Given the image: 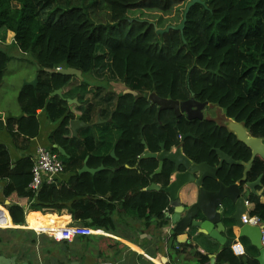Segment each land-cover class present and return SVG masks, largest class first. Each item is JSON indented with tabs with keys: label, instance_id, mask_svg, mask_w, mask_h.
<instances>
[{
	"label": "trees",
	"instance_id": "obj_1",
	"mask_svg": "<svg viewBox=\"0 0 264 264\" xmlns=\"http://www.w3.org/2000/svg\"><path fill=\"white\" fill-rule=\"evenodd\" d=\"M99 1L109 14L104 23H96L87 7L80 5H47L49 14L44 15L47 7L38 5L37 0H0V41L13 32V44L23 54L32 55L38 66V84L26 86L18 97L23 115L7 119L5 125L0 119V129L14 137L36 138L40 132L36 114L43 110L48 120L61 121L50 136L52 146L65 151L72 147L76 152L71 121H98L94 120L99 109L95 98L102 87L85 85L77 76L59 73V68H74L83 77L92 74L93 78L120 83L137 92L136 96H113L115 103L108 121L95 125L103 129L102 134L84 138L82 161L89 157L90 168L104 166L95 174H80L84 164L77 166L78 158L71 155L62 160L68 180L57 179L32 193L28 185L33 161L24 158L13 162L7 147L0 144L3 195L6 199L16 195L27 200L26 205L8 207L13 225H24L29 209L41 213L67 210L75 223L107 233L116 232L117 213L146 223L155 220L163 226L165 214L172 211L171 196L165 189L172 183L176 167L165 160L161 172L154 174L159 159L140 160L146 149L161 153L162 144L166 152L181 147L196 164L218 167L216 149L238 161V165L224 163L216 180H205L204 186L210 191L218 190L220 183L230 186L242 180L244 164L252 157L245 143L215 120L177 116L172 109L160 111L154 95L177 102L194 97L198 102L217 105L226 119L242 123L250 136L264 142V0H201L205 5L196 4L189 10L183 31L172 28L163 34L157 30L181 24L190 0ZM11 59L0 49V87ZM69 87L79 88L81 105L73 106L80 112L78 117L67 101L52 96L54 91ZM183 135L191 136L183 141ZM108 144L116 157L100 151ZM57 147L51 149L62 159ZM260 176L257 191L264 189V160L257 157L247 181ZM153 183L160 189L147 190ZM249 202L254 205L249 216L264 223L261 197L251 195ZM49 214V220L43 215L35 217L37 223L31 228L46 232L64 226L65 217ZM8 216L0 207V224H6ZM225 221L234 225L229 217ZM16 231L0 229V244L11 242ZM195 231L190 230L194 239L208 236ZM217 264L258 262L243 261L231 247H223Z\"/></svg>",
	"mask_w": 264,
	"mask_h": 264
},
{
	"label": "crops",
	"instance_id": "obj_2",
	"mask_svg": "<svg viewBox=\"0 0 264 264\" xmlns=\"http://www.w3.org/2000/svg\"><path fill=\"white\" fill-rule=\"evenodd\" d=\"M12 39L14 40V33L8 32L5 40L6 44H13ZM14 75L15 76L8 81L5 72L0 87V119L4 125L7 122V119L20 118L23 115L18 102L19 94L26 86H29V84L38 77V71H35L32 74L23 73L20 75ZM81 81L83 82V80ZM112 84H114V86L119 85V87L115 88L113 86L109 91H106V88L102 87L98 97L95 98L99 109L97 114H95L94 120L101 122L91 123L88 124L89 127H80L77 130V136L75 137L73 135V144L76 145V152H74L75 148L72 147L66 151L63 149L65 154L63 155L65 158L64 160L73 155L78 158L77 166H79V163L81 164V167L84 164L86 159L85 158L82 161L84 154V138L95 133L99 136L102 134L103 129L95 127V125L97 123L98 125L104 124L108 121L115 103V99L112 97L116 96L117 93H123L126 90V88L120 83L116 84L112 82L110 85ZM5 86V90L2 91ZM92 86H94V84L90 87ZM62 94L64 98L77 101L76 103L69 105L76 116H80V112L73 107L81 105L79 102L80 97H78L80 96L79 88L69 87L62 90ZM36 117L40 123V132L36 138L28 140L21 135L14 137L6 129H0V144L7 147L13 162L24 158H31L33 161L38 146H44L47 148L57 147V145L52 146L50 136L59 127L61 121L57 123L48 120L46 113L43 110H38ZM110 146L111 145L108 144L102 147L100 151L102 153H111L113 149H111ZM175 175L176 173L172 177V181L175 180ZM68 178L69 176L63 173L57 179L63 181L68 180ZM3 187L4 182L0 181V207H2L9 216L6 224H0V229H17L19 231H16L17 234L11 237V242L5 241L3 244H0V256H5L10 259L14 257L15 264H217L218 254L223 247H231L221 245L210 236L202 235L200 236L201 238L194 239V237L191 236L194 232L190 233L189 229L186 230L184 235L181 234L182 236L173 232L172 223L166 220V214H172L174 212V208L171 207L172 211L165 214L166 224L163 226H160L159 222L155 220L146 223L143 220H138L132 216L117 213L114 215L117 222L116 232L107 233L98 230V232L92 236L76 237L71 242H65L68 250L67 253L62 254L52 247L54 244H59L60 242L55 241L50 235H48L47 246L44 240H41L36 236L37 234H43L38 233L41 230L33 229L31 226L37 223V219H35L37 216L43 215L45 220H49V213L55 214L59 217H65L66 220L64 226L68 224H77L72 220L71 214H69L67 210H62L61 212L46 211L45 213H41L39 211L27 209L25 224L13 225L8 207L13 204L26 205L27 200L19 198L16 195H12L10 198L6 199L2 192ZM245 191L250 199V191L248 189H245ZM261 192L262 191H258V195L264 203V195H262ZM197 196L198 188L194 184H188L181 189L178 198L180 199L181 204L188 209L196 202ZM229 207L231 214H233L235 209L234 206L229 203ZM253 207L254 205L249 202L247 204V211L244 215L249 216ZM230 212L228 213L230 214ZM227 217L230 216L227 215ZM224 226L225 230L221 232V235L232 240V244L239 242L244 246L246 253L244 256H241L242 260L246 261L248 259H253L260 264L258 261L260 255L259 250L252 245L247 237L239 236L236 224L234 223V225L231 226L229 222L224 221ZM230 228H233L232 232L230 231ZM46 232H53V230ZM195 232L197 234V231ZM93 237L101 238L102 240L97 244V241L93 242ZM34 240L36 241L35 243ZM81 243H91L92 247H76L77 244ZM7 247L10 248L9 251H5ZM70 253H72V255H70ZM204 257L206 259L202 260Z\"/></svg>",
	"mask_w": 264,
	"mask_h": 264
},
{
	"label": "water",
	"instance_id": "obj_3",
	"mask_svg": "<svg viewBox=\"0 0 264 264\" xmlns=\"http://www.w3.org/2000/svg\"><path fill=\"white\" fill-rule=\"evenodd\" d=\"M196 4L205 5L201 0H190L187 4L183 21L177 27L169 26L165 30H157L158 34H163L170 31L172 28L175 30L183 31L187 20L189 10ZM58 72L64 75L82 77V73L74 68L58 69ZM38 84V77L34 79L29 86H36ZM123 94L137 95V92L126 89ZM52 96H59L69 104L76 103L74 99H67L63 97L62 89H58L52 93ZM154 103L158 104L159 110L172 109L177 116L185 114L189 119H203V109L208 103H201L195 100L194 97L185 102H177L170 99L159 98L154 95ZM101 122V121H100ZM230 132L234 133L237 139L245 143L252 151L251 160L245 163L244 177L238 183L230 186H226L223 183L219 184L218 190L210 191L205 188L204 182L207 179H217L218 170L224 163L229 165H238L239 162L232 157L216 149L219 155L220 163L218 167H212L207 163L196 164L190 160L184 153L181 147L175 149L172 152L164 151V144H162L161 153H152L148 149L140 157V160L146 158L159 159V167L154 174L160 173L163 168L165 160H169L174 163L176 167L175 180L165 189L171 196L170 207L174 208L172 214L167 213L166 220L172 223L173 232L178 235H184L186 230H197V234H205L218 241L223 246H231L232 240L227 239L221 235V232L225 230L224 221L227 217V213L230 211L229 203L234 206V212L230 215L229 219L232 220L238 229L240 237H247L252 245L259 250L258 261L260 264H264V243H263V230L264 226L245 224L242 221V216L247 211V204L249 203V195H247L245 189L250 191L251 195H257V187L261 186L260 176L256 181H247V173L251 169L253 162L257 157L264 160V142L259 138L250 136L246 127L242 123H238L232 119H226L222 124ZM72 131L74 136H77V130L80 127H89V125L81 120L74 119L71 121ZM191 135H183L184 141ZM143 144L146 142L143 140ZM62 155L64 150L58 148ZM111 155L115 156V151H112ZM87 157L84 162V166L80 169L79 173H91L95 174L104 169V166L99 168H90L88 166ZM154 174L151 176L153 177ZM244 183V184H243ZM188 184H194L198 188V196L196 202L186 209L180 202L179 192L183 187ZM243 184V186H242ZM160 185L153 183L147 190H159ZM264 195V189L261 192ZM233 229V228H230ZM181 235V236H182ZM0 264H15V259L0 256Z\"/></svg>",
	"mask_w": 264,
	"mask_h": 264
},
{
	"label": "rangeland",
	"instance_id": "obj_4",
	"mask_svg": "<svg viewBox=\"0 0 264 264\" xmlns=\"http://www.w3.org/2000/svg\"><path fill=\"white\" fill-rule=\"evenodd\" d=\"M38 1V5L39 4H44L45 7H47V5L55 6V5H62V6H70L71 5H80V6H84L87 7L91 18L96 22H107L109 19V14L108 11L106 10V8L104 7V5L102 3H100L99 0H37ZM96 2V3H95ZM50 6H48L46 8V14H49V10H50ZM5 39H3L0 42V49H2L3 51L7 52L11 57V61L8 64L7 68H6V79L9 81L11 80L16 74V75H20L23 73H34L35 71H38V66L35 63L34 58L32 57V55H27V54H23L22 52H20V50L17 48V46L15 44H6V38H7V34L4 37ZM13 40V39H12ZM9 45V46H7ZM16 72V73H15ZM79 80H83V83L85 85L91 86V85H97L103 88H106V91H109L113 88L114 84L110 85L112 82H108L106 80H100V79H96L92 77V74L84 76L82 75V77H78ZM115 83V82H113ZM117 84V83H116ZM115 88L119 87L118 86H114ZM6 88V86L3 88L2 91H4ZM5 94V93H4ZM204 111V118L206 119H212L215 120L216 122H218L219 124H224L226 121V117L224 116V111L223 109H221L220 107H218L217 105H206L203 109ZM100 122V121H97ZM62 160H64V157H62ZM31 231V230H29ZM39 239L44 240L46 245L48 246V234H37L36 235ZM95 237V236H94ZM92 238L96 243L99 244L101 242V238ZM55 242V241H54ZM95 244V243H94ZM56 251H58L59 253L65 254L67 253V246L65 242H60L59 244H54L52 246ZM78 248H86V247H92L91 243L89 244H85V243H81V244H77ZM10 248L7 247L5 249V251H9ZM70 255H72V253H70Z\"/></svg>",
	"mask_w": 264,
	"mask_h": 264
},
{
	"label": "built area",
	"instance_id": "obj_5",
	"mask_svg": "<svg viewBox=\"0 0 264 264\" xmlns=\"http://www.w3.org/2000/svg\"><path fill=\"white\" fill-rule=\"evenodd\" d=\"M63 173L64 164L58 153L53 151L51 148L38 146L36 155L33 159L32 180L28 185V189L32 193H37L44 184L56 183L57 178ZM242 221L245 224L264 226V223L258 217L243 215ZM97 232L98 230H94L90 227L80 224H68L58 228H53V232L39 231L38 233H47L57 242H71L76 237H88L94 235ZM231 249L238 257L244 256L246 253L244 246L239 242L232 244Z\"/></svg>",
	"mask_w": 264,
	"mask_h": 264
}]
</instances>
